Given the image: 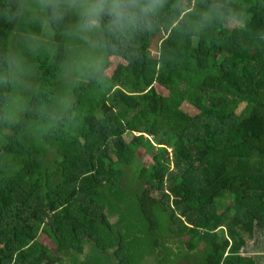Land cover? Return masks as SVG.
<instances>
[{
	"label": "trees",
	"instance_id": "1",
	"mask_svg": "<svg viewBox=\"0 0 264 264\" xmlns=\"http://www.w3.org/2000/svg\"><path fill=\"white\" fill-rule=\"evenodd\" d=\"M71 3L0 0V264H264V0H164L98 66Z\"/></svg>",
	"mask_w": 264,
	"mask_h": 264
},
{
	"label": "clouds",
	"instance_id": "2",
	"mask_svg": "<svg viewBox=\"0 0 264 264\" xmlns=\"http://www.w3.org/2000/svg\"><path fill=\"white\" fill-rule=\"evenodd\" d=\"M73 4L78 7L73 9ZM194 4L195 0H191V4L182 6L181 19L193 11ZM163 6L164 0H73L68 4V10H75L80 16L78 27L93 43L96 58L92 63L98 66L105 50L132 39L137 31L152 30V18L158 16ZM177 6L173 5L174 8ZM212 13L213 9L204 12L203 19H210Z\"/></svg>",
	"mask_w": 264,
	"mask_h": 264
},
{
	"label": "rangeland",
	"instance_id": "3",
	"mask_svg": "<svg viewBox=\"0 0 264 264\" xmlns=\"http://www.w3.org/2000/svg\"><path fill=\"white\" fill-rule=\"evenodd\" d=\"M18 100H21V99L18 98ZM17 101H13L11 103V106L16 107ZM222 209H223V206L221 204V206L218 210L221 211ZM115 219H116L115 217L111 218L110 222H114ZM129 239L132 240L133 236L131 235L129 237ZM254 240H255V238L253 240L252 239L246 240L247 245L245 247V250L248 253H250L255 258V260L263 261L264 260V249L261 250L258 247V245L254 242ZM47 244L51 245L49 242ZM82 246H83V252L76 255V259L80 262V264L85 263V262L87 264H118L117 257L114 256L115 251L119 247L118 243L114 244L110 249L107 250V253L101 257L98 255L99 251L97 250L94 243L87 241V242L83 243ZM178 250H181V249H178ZM95 251L98 252V254H94V253H96ZM196 253L197 252L191 253L193 261H196V259H197L195 256H193ZM98 259H100V260H98ZM99 261H101V262H99ZM154 262H155V260L153 259V256H152V257H149V259L147 261H145L144 264H154ZM57 264H73V257H69V255H62L61 256V263H57Z\"/></svg>",
	"mask_w": 264,
	"mask_h": 264
}]
</instances>
